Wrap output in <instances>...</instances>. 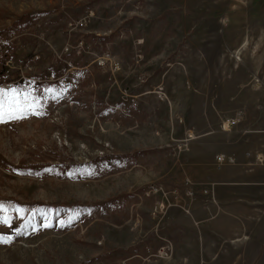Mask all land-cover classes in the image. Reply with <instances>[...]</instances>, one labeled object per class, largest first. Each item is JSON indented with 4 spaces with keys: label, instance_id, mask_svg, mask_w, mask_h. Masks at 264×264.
Here are the masks:
<instances>
[{
    "label": "rangeland",
    "instance_id": "obj_1",
    "mask_svg": "<svg viewBox=\"0 0 264 264\" xmlns=\"http://www.w3.org/2000/svg\"><path fill=\"white\" fill-rule=\"evenodd\" d=\"M0 90V264H264L189 208L199 134L263 165L264 0H0Z\"/></svg>",
    "mask_w": 264,
    "mask_h": 264
},
{
    "label": "crops",
    "instance_id": "obj_2",
    "mask_svg": "<svg viewBox=\"0 0 264 264\" xmlns=\"http://www.w3.org/2000/svg\"><path fill=\"white\" fill-rule=\"evenodd\" d=\"M215 136L210 132L199 134L191 144L200 155L191 165L198 172L195 180L211 186L216 197L215 203L206 206L191 204V217L201 237L225 236L245 251V237L264 229V160L262 167H257L258 154L246 152L244 143L235 140L241 150L234 142L226 148L215 142ZM220 154L231 156L234 162L218 161Z\"/></svg>",
    "mask_w": 264,
    "mask_h": 264
},
{
    "label": "snow or ice",
    "instance_id": "obj_3",
    "mask_svg": "<svg viewBox=\"0 0 264 264\" xmlns=\"http://www.w3.org/2000/svg\"><path fill=\"white\" fill-rule=\"evenodd\" d=\"M27 99V97L25 98ZM32 108L36 107L35 98L29 105ZM25 108L22 106V102L17 98L15 90L11 93L3 92L0 90V122L7 118H17L16 113L23 112ZM6 208L3 204H0V223L10 226L9 218L6 214Z\"/></svg>",
    "mask_w": 264,
    "mask_h": 264
},
{
    "label": "built area",
    "instance_id": "obj_4",
    "mask_svg": "<svg viewBox=\"0 0 264 264\" xmlns=\"http://www.w3.org/2000/svg\"><path fill=\"white\" fill-rule=\"evenodd\" d=\"M74 24H78L77 22L75 23L74 22ZM190 137H192V135H189ZM216 159L218 160V161H224V160H226L227 162H233V159H232V157H230V156H224V155H218L217 157H216ZM203 192L205 193V192H207V189L205 188L204 190H203Z\"/></svg>",
    "mask_w": 264,
    "mask_h": 264
}]
</instances>
